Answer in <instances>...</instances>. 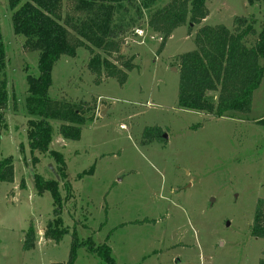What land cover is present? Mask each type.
Returning a JSON list of instances; mask_svg holds the SVG:
<instances>
[{"label": "rangeland", "instance_id": "rangeland-1", "mask_svg": "<svg viewBox=\"0 0 264 264\" xmlns=\"http://www.w3.org/2000/svg\"><path fill=\"white\" fill-rule=\"evenodd\" d=\"M168 1L156 0L154 8ZM205 4L207 16L174 29L159 53L161 38L144 23L128 31L120 54L133 57L136 67L123 84L96 78L82 47L53 65L50 98L84 102L85 116L93 117L81 126L78 140H63L56 133L61 121L50 120V148L62 153L68 182L67 188L65 181L58 184L66 196L61 218L68 230L54 242L43 237L52 197L37 191L33 176L53 179L48 165L55 169L56 164L47 153L34 151L38 162L32 166L25 138V76L37 75L38 52L23 48L13 33L8 1L0 0L8 94L0 160L11 157L13 163V181L0 182V264H65L73 229L80 240L105 242L115 264H259L264 258V239L249 230L256 202L264 199V76L246 113L215 117L177 105L178 56L195 49L197 30L231 28L236 16L255 20L259 30L264 2ZM149 127H159L162 140L152 132L144 138ZM30 225L37 241L24 250ZM76 254L73 264H104L85 247Z\"/></svg>", "mask_w": 264, "mask_h": 264}, {"label": "trees", "instance_id": "trees-1", "mask_svg": "<svg viewBox=\"0 0 264 264\" xmlns=\"http://www.w3.org/2000/svg\"><path fill=\"white\" fill-rule=\"evenodd\" d=\"M7 1L12 11L14 35L24 49L38 52L37 75L25 76L28 85L24 101L25 138L32 154V166L38 162L34 151L47 153L56 164L59 179H44L34 174L33 181L37 191H49L52 197V218L45 224L43 237L58 242L68 230L61 218L66 196L63 198L58 191L59 181L66 180V173L62 169V153L50 148L54 131L50 120L61 121L56 133L63 140H78L81 126L91 122L93 117L85 116L84 102L50 98L48 89L53 65L61 56L74 57L76 49L82 47L90 55L87 67L96 78L103 75L123 84L127 72L136 67L132 63L133 57L120 54L126 33L144 23L149 31L161 38L159 53L174 29L184 24L191 27L207 16L206 0H169L157 8H154L156 0ZM253 1L249 0L250 3ZM255 24L253 19L236 16L231 28L218 24L203 25L197 30L195 49L178 56L179 107L215 117L228 112L249 111L253 92L264 76V20L258 24L259 30ZM5 55L0 34V130L6 129L7 124L3 118V110L8 105ZM150 132L153 138L162 140L159 127L144 129L143 137ZM12 181L13 163L11 157H6L0 160V182ZM64 185L67 188L68 182L65 181ZM249 230L251 236L264 239V199L256 202ZM36 239L35 228L30 225L24 233L23 249H33ZM80 247L100 256L104 264H115L105 242L96 244L92 237L80 240L76 229L71 232L69 257L65 264L74 263ZM259 264H264V258Z\"/></svg>", "mask_w": 264, "mask_h": 264}, {"label": "water", "instance_id": "water-1", "mask_svg": "<svg viewBox=\"0 0 264 264\" xmlns=\"http://www.w3.org/2000/svg\"><path fill=\"white\" fill-rule=\"evenodd\" d=\"M101 115H103V113H101ZM163 137L166 138V135L164 134ZM48 166H49V168H50V171H51L52 174L54 175L55 179H59L58 174L56 173V171H55V169L52 167V165L49 164ZM212 202H213V199L211 198V199H210V203H212ZM225 225L228 226V225H229V221H226V222H225Z\"/></svg>", "mask_w": 264, "mask_h": 264}]
</instances>
